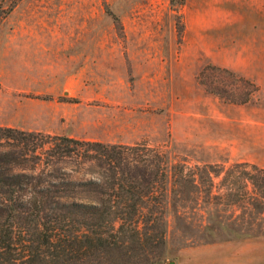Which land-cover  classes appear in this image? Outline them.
<instances>
[{
	"label": "rangeland",
	"instance_id": "rangeland-1",
	"mask_svg": "<svg viewBox=\"0 0 264 264\" xmlns=\"http://www.w3.org/2000/svg\"><path fill=\"white\" fill-rule=\"evenodd\" d=\"M0 7V127L18 131L0 140L10 158L0 173L36 177L20 195L47 189L51 209L57 200L99 204L131 178L143 195L166 199L158 222L166 243L152 252L164 264H190L184 250L264 234V177L235 167L262 168L258 113L245 109H264V87L235 70L259 42L264 85V33L249 15L210 0H0ZM172 161L182 167L173 180Z\"/></svg>",
	"mask_w": 264,
	"mask_h": 264
},
{
	"label": "trees",
	"instance_id": "trees-1",
	"mask_svg": "<svg viewBox=\"0 0 264 264\" xmlns=\"http://www.w3.org/2000/svg\"><path fill=\"white\" fill-rule=\"evenodd\" d=\"M1 12L2 7L0 20ZM239 79L246 81L243 77ZM16 133V129L0 127V140L17 139ZM61 141L73 142L67 137H62ZM0 146L7 147L6 143ZM3 152L0 161L10 159L8 153ZM235 167L250 168L249 177H264V169L256 165L237 164ZM168 171L166 177L173 180L181 177L178 174L182 167L172 161ZM12 173H0V264H164L162 256H154L152 252L166 243L165 230H159L158 226L165 197L154 196L153 191L143 195L136 190L140 187L128 178L116 184L121 192L111 197L115 199L99 204L57 200L56 207L51 209L47 189L33 191L29 196L20 195L18 187L30 186V180L36 177L14 174L13 170ZM70 184L99 185L97 181H71ZM50 210L52 215H48ZM128 227H132L133 232L130 233ZM104 228L107 231H102ZM108 232H116L118 236L128 232V235L117 241L113 236L114 240L107 238Z\"/></svg>",
	"mask_w": 264,
	"mask_h": 264
},
{
	"label": "crops",
	"instance_id": "crops-1",
	"mask_svg": "<svg viewBox=\"0 0 264 264\" xmlns=\"http://www.w3.org/2000/svg\"><path fill=\"white\" fill-rule=\"evenodd\" d=\"M210 4L231 7L232 11L234 8L238 9L237 11L239 14L244 15L245 19H248L250 16V19L256 23L258 29L262 28L261 31L264 33V0H210ZM242 19L244 18L242 17ZM216 22L217 21H215L214 25L209 26L210 39L216 38L218 35L219 27ZM256 32H258V30H256ZM247 35L251 36L248 31ZM258 45L259 42L256 44V52L253 54V57H251L250 61H248V63L243 67L240 65H235L238 66L235 67V70H237L244 77L255 82L260 87H264L262 84L263 78L260 74L261 68L258 70V67H261L258 65L257 60ZM245 110L247 112L254 110L256 113H258L256 114L257 163L262 168H264V109L246 108ZM226 120L230 119L224 118V128H226ZM237 125L239 126L240 124L238 123ZM225 134L226 133H223L222 135ZM221 139L222 138L220 137V141ZM241 239L242 240L234 239L228 240L226 242H217L212 245L202 246L192 249L191 253L188 250H184L182 255H184L186 259H190V264H264V234L258 235L255 238L246 237L245 239Z\"/></svg>",
	"mask_w": 264,
	"mask_h": 264
}]
</instances>
